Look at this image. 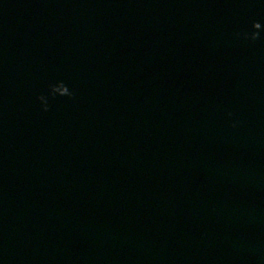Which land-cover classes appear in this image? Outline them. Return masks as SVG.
<instances>
[{
	"label": "water",
	"instance_id": "water-1",
	"mask_svg": "<svg viewBox=\"0 0 264 264\" xmlns=\"http://www.w3.org/2000/svg\"><path fill=\"white\" fill-rule=\"evenodd\" d=\"M253 22L264 0H0V264H264Z\"/></svg>",
	"mask_w": 264,
	"mask_h": 264
},
{
	"label": "clouds",
	"instance_id": "clouds-1",
	"mask_svg": "<svg viewBox=\"0 0 264 264\" xmlns=\"http://www.w3.org/2000/svg\"><path fill=\"white\" fill-rule=\"evenodd\" d=\"M264 32V27H262L261 23L253 22L251 25L250 31H244L242 33H237V38H242L243 40L256 42L262 39L261 33ZM49 96L53 99L56 97H67L68 99H72L74 93L65 85L62 81L58 82L55 85L50 86ZM40 104L42 105V110L47 112L48 109V97L41 95L37 97ZM231 115V113H229ZM235 127V125H233Z\"/></svg>",
	"mask_w": 264,
	"mask_h": 264
}]
</instances>
